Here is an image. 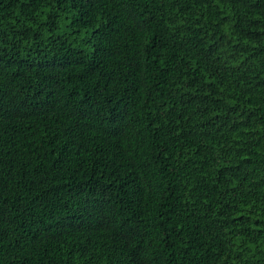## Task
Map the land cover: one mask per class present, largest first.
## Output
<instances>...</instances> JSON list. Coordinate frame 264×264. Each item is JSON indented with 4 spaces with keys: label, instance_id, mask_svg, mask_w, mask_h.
<instances>
[{
    "label": "trees",
    "instance_id": "trees-1",
    "mask_svg": "<svg viewBox=\"0 0 264 264\" xmlns=\"http://www.w3.org/2000/svg\"><path fill=\"white\" fill-rule=\"evenodd\" d=\"M0 264H264V0H0Z\"/></svg>",
    "mask_w": 264,
    "mask_h": 264
}]
</instances>
